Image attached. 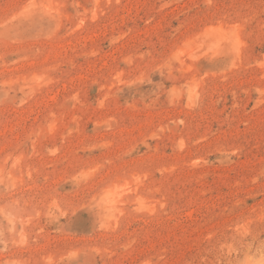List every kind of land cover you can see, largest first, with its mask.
I'll return each mask as SVG.
<instances>
[{
  "label": "rangeland",
  "instance_id": "obj_1",
  "mask_svg": "<svg viewBox=\"0 0 264 264\" xmlns=\"http://www.w3.org/2000/svg\"><path fill=\"white\" fill-rule=\"evenodd\" d=\"M0 264H264V0H0Z\"/></svg>",
  "mask_w": 264,
  "mask_h": 264
}]
</instances>
